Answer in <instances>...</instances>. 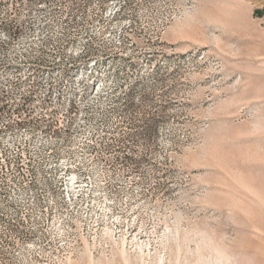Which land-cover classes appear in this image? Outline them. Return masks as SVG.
Wrapping results in <instances>:
<instances>
[{"label":"rangeland","instance_id":"374dc122","mask_svg":"<svg viewBox=\"0 0 264 264\" xmlns=\"http://www.w3.org/2000/svg\"><path fill=\"white\" fill-rule=\"evenodd\" d=\"M74 85L90 99L74 131L101 141L137 222L117 239L44 227L33 249L15 229L0 264H116L123 238L132 264H264V0H0V190L11 198L29 195L26 166L40 173L35 195L60 199L41 177V138L63 120L37 103Z\"/></svg>","mask_w":264,"mask_h":264},{"label":"bare ground","instance_id":"6f19581e","mask_svg":"<svg viewBox=\"0 0 264 264\" xmlns=\"http://www.w3.org/2000/svg\"><path fill=\"white\" fill-rule=\"evenodd\" d=\"M73 88L75 89L72 95L65 97L61 95L60 99L56 98L59 94L57 89L47 88L43 95L48 97L52 95V99L44 98L42 103L39 101L37 103L49 106V112L50 107H58L60 115H64L61 116L63 123L65 120L72 122L70 128H64V134H58L59 127H57L53 135L41 138L43 144L46 145L41 177L44 178V182L49 180L54 182L60 199L56 200V197L51 194V192L54 193L53 190L48 189L49 187L41 191L42 195H35L36 193L33 192L36 191L38 182L36 178L40 173H36L34 169H32L34 173L30 170L28 172L29 167L25 166V180L22 186L30 192L24 200L23 197L22 200L11 198L7 192L6 194L0 190L1 248L8 245L15 229L24 233L19 238L21 242L24 241L25 247L33 249L40 241L35 237L42 232L41 229L43 230L44 227L51 233H57V237L59 234L71 232L76 228H91L99 229L102 233H108L112 239H117L116 237L122 232L131 231L137 222V204L126 196H116L120 188L115 185L118 170L106 154L97 152V149L101 147V141L74 131L75 128L82 130L86 127L88 119L85 110L89 106L90 99L84 97L86 92L84 85L78 87L74 85ZM100 89L101 85L96 84L92 90L96 93ZM74 101L78 103L79 109L74 108ZM44 198H48L47 203L44 202ZM20 203H23L22 207ZM114 243L117 244L116 250L118 251H113V253H117L118 259L116 260L113 255L112 261L116 264H132L125 246V239L123 238L120 242L114 241ZM38 246L40 247V243ZM138 246L136 243V247ZM136 254L134 259L143 261L141 256L145 253L141 247H138ZM154 258L159 259V255H154ZM89 261V264H110L107 261L104 263L102 260L94 261L91 258Z\"/></svg>","mask_w":264,"mask_h":264},{"label":"built area","instance_id":"2783aa9c","mask_svg":"<svg viewBox=\"0 0 264 264\" xmlns=\"http://www.w3.org/2000/svg\"><path fill=\"white\" fill-rule=\"evenodd\" d=\"M74 108L79 109V105L77 102L74 101ZM64 116V115H61ZM72 122L66 121L65 123H60L59 125V133L58 134H64V128H70L71 127Z\"/></svg>","mask_w":264,"mask_h":264},{"label":"snow or ice","instance_id":"6c2138e0","mask_svg":"<svg viewBox=\"0 0 264 264\" xmlns=\"http://www.w3.org/2000/svg\"><path fill=\"white\" fill-rule=\"evenodd\" d=\"M227 227V226H226Z\"/></svg>","mask_w":264,"mask_h":264}]
</instances>
